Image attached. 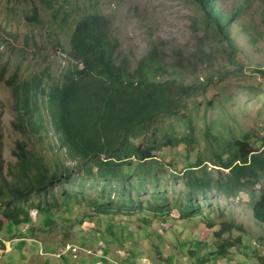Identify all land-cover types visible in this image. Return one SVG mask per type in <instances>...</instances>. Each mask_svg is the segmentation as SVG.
Returning a JSON list of instances; mask_svg holds the SVG:
<instances>
[{"label": "rangeland", "instance_id": "rangeland-1", "mask_svg": "<svg viewBox=\"0 0 264 264\" xmlns=\"http://www.w3.org/2000/svg\"><path fill=\"white\" fill-rule=\"evenodd\" d=\"M74 2L109 16L119 51L129 57L132 66L154 47L162 50L169 62L177 50L189 57L197 51V59L202 61L191 59L186 73L177 78L187 85L195 84L189 89L185 107L175 116L157 118L152 127L157 136L167 131L180 139L177 145L163 146L154 153L160 166L158 184L172 204L177 199L185 201L184 176L178 169L183 170L200 158L214 176L217 170L210 163L213 153L223 152L226 140L238 138L244 132L252 135L251 141L256 147L261 146L264 73L255 68L264 69V0H215L224 14L235 15L227 32L237 46L232 58L242 64V68L229 62L231 49L227 41L219 36L213 24L206 25L202 9L193 0ZM52 10L42 0H0V134L3 143L0 181L12 180L11 166L16 158L11 151L17 140L26 141L27 148L42 155L50 167L61 161L73 164L66 159L64 148L58 146L44 107H40V111L46 120L45 129L31 134L13 129L15 98L5 82L15 72L14 83H31L35 75L46 70L49 77L43 80L49 83L66 65L60 47L67 46V32L71 28L58 25ZM188 134L193 135L190 143L183 140ZM142 140L144 138L139 137L133 142L137 144ZM225 156L227 152H223ZM136 164L134 161L131 167L125 166L124 172L133 174ZM75 173L74 170L73 180H60L53 185L60 205L55 207L48 195L50 214L39 211L34 206L38 196H32L28 201L34 204L29 205V221L19 225L9 223L0 230L2 239L26 237L12 244L17 247L16 252H5L0 264H20V255L27 262L30 259L40 264L55 261L48 255L49 246L56 248L55 251L63 250L61 264H260L264 261V223L254 219L245 191L234 198H225L214 191L198 194L197 201L203 212L187 219L181 218L175 207L163 214H153L144 207L130 213L116 210L96 214L79 198L62 200L63 190L69 194L77 191L84 197H94L101 192V180H83ZM151 193V184L139 194L132 190L133 196L141 198L143 206ZM110 194L111 198L117 197L115 191ZM0 219L4 218L0 215ZM224 220L243 225L242 232L233 230L222 234V238L239 237L241 244L229 248L226 257L214 260L210 252L222 240L213 234ZM208 223L214 226L209 227ZM67 244L78 247L73 258V253L64 250Z\"/></svg>", "mask_w": 264, "mask_h": 264}, {"label": "trees", "instance_id": "trees-1", "mask_svg": "<svg viewBox=\"0 0 264 264\" xmlns=\"http://www.w3.org/2000/svg\"><path fill=\"white\" fill-rule=\"evenodd\" d=\"M42 1L53 9L58 25L71 28L67 32V46L60 47L67 63L49 83L43 80L49 77L46 70L35 75L31 83H14L16 73L10 75L5 82L15 98L16 119L12 127L22 134L45 129L46 120L40 111L44 107L58 146L64 148L66 159L73 164L61 161L50 167L42 155L27 148L26 141L17 140L11 151L16 158L11 166L12 180L0 181V215L4 218L0 219V230L9 223L19 225L29 221V205L34 204L28 201L32 196H38L34 206L39 211L50 214L48 195L51 203L59 207L52 187L57 181L73 180L74 170L83 180H101V192L84 197L77 191L69 194L63 190L61 198L63 201L79 198L96 214L116 210L130 213L144 208L153 214H163L175 207L179 216L187 219L203 212L198 194L214 191L225 198H234L245 191L254 219L264 223V140L256 147L249 132L225 141L223 152L227 156L223 157V152L213 153L210 163L217 170L214 176L200 158L187 168L178 169L184 176L185 201L177 199L172 204L158 184L160 166L154 153L163 146L177 145L180 139L167 131L157 136L152 127L157 118L175 116L185 107L189 89L195 84L187 85L177 78L186 73L191 59L202 62L197 59V51L191 58L177 50L169 62L164 52L154 47L132 66L129 57L119 51L109 16L91 11L85 5L77 6L74 0ZM193 1L202 9L206 25L213 24L219 36L227 41L231 49L229 62L242 68L232 58L237 46L227 32L235 15L224 14L215 0ZM255 69L264 73L262 67ZM139 137L144 141L134 143L133 139ZM192 139V134L183 138L186 143ZM2 146L0 134V170ZM134 161L137 164L133 174L125 173L123 168L131 167ZM148 184L152 185V193L143 206L132 190L139 194ZM111 191L117 192L116 198H111ZM233 230L242 232L244 228L240 223L224 220L214 232L222 240L210 252L214 260L226 257L229 248L241 244L239 237L222 238V234Z\"/></svg>", "mask_w": 264, "mask_h": 264}, {"label": "crops", "instance_id": "crops-1", "mask_svg": "<svg viewBox=\"0 0 264 264\" xmlns=\"http://www.w3.org/2000/svg\"><path fill=\"white\" fill-rule=\"evenodd\" d=\"M2 238H4V236L0 238V257H1V259H2V256L5 252H8V253L16 252L15 249H17V247L12 245L14 242H16L18 239H20L19 241L26 240V237H24L23 240L21 239V237L20 238H11V239H2ZM46 250L48 252V255H50V257L55 258V261L48 260L47 262H45V264H61L59 261L61 259L60 255H63L62 253H64V252H62L63 250L59 251V249H58L57 251H55L56 248L52 249L50 246H49V249H46ZM42 253L45 254L43 251H42ZM20 256L21 257H19V258H21V260H23V261L20 260V264H40V261H38L36 263L35 261H33L31 259H30V262H27V259L22 258V255H20ZM71 258H73V256H71Z\"/></svg>", "mask_w": 264, "mask_h": 264}, {"label": "built area", "instance_id": "built-area-1", "mask_svg": "<svg viewBox=\"0 0 264 264\" xmlns=\"http://www.w3.org/2000/svg\"><path fill=\"white\" fill-rule=\"evenodd\" d=\"M64 250H65V251H70L71 253H73V257H74L76 251L78 250V247H76V246H72V245H70V244H67Z\"/></svg>", "mask_w": 264, "mask_h": 264}]
</instances>
